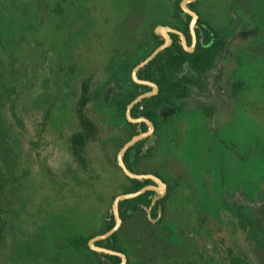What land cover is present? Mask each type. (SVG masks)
Returning a JSON list of instances; mask_svg holds the SVG:
<instances>
[{
    "label": "flooded vegetation",
    "instance_id": "obj_1",
    "mask_svg": "<svg viewBox=\"0 0 264 264\" xmlns=\"http://www.w3.org/2000/svg\"><path fill=\"white\" fill-rule=\"evenodd\" d=\"M58 1L53 13L62 17L66 0ZM131 1L117 22L106 19L101 52L87 57L88 68L101 69L99 88L91 90L94 73L83 79L92 96L88 106L99 108L118 143L116 194L104 200L102 220L95 219L98 233L68 238L67 247L27 264H71L76 255L82 264H263L264 176L252 181V153L241 156L233 142L238 111L264 127V105L243 100L250 89L236 77L246 60L263 56L264 11L253 12L255 0ZM115 24L118 33L109 29ZM157 51L135 73L136 82L135 69ZM134 138L123 162L139 179L117 164ZM240 162L249 171L237 170ZM88 166L89 159L78 168L84 174ZM143 190L118 204L120 226L98 240L116 227L115 199ZM0 218L1 246V212Z\"/></svg>",
    "mask_w": 264,
    "mask_h": 264
},
{
    "label": "rangeland",
    "instance_id": "obj_2",
    "mask_svg": "<svg viewBox=\"0 0 264 264\" xmlns=\"http://www.w3.org/2000/svg\"><path fill=\"white\" fill-rule=\"evenodd\" d=\"M255 1L253 12L262 13V0ZM58 3L0 0V167L6 179L0 201V264L45 259L67 247L68 238L98 233L92 226L95 219L102 220L97 215L104 200L116 194L112 181L121 176L112 170L118 143L96 105H89L87 113L101 132L87 149L84 174L71 155L69 139L78 130L74 108L83 79L94 73L92 91L101 80L99 65L91 70L87 57L101 52L106 19L117 22L134 1L66 0L62 17L53 13ZM2 8H7L6 18ZM109 29L119 31L116 24ZM236 77L250 89L241 98L264 105V52L262 58L246 60ZM237 114L233 143L241 156L251 151L254 182L264 176V127L243 111ZM238 169L249 171V165L240 162ZM237 245L243 249L247 242L241 237ZM81 261L78 255L68 260Z\"/></svg>",
    "mask_w": 264,
    "mask_h": 264
},
{
    "label": "trees",
    "instance_id": "obj_3",
    "mask_svg": "<svg viewBox=\"0 0 264 264\" xmlns=\"http://www.w3.org/2000/svg\"><path fill=\"white\" fill-rule=\"evenodd\" d=\"M89 90V81H82L80 96L74 108V114L78 124V130L75 131L69 139L71 155L82 168H86L88 165L86 146L88 142L94 140L97 137L99 132L97 124L87 114V106L92 101V96ZM124 107L125 105L122 107V110H124ZM130 152L131 151L126 153L124 157V162L127 160V157ZM129 182L131 184L136 183L134 181ZM5 183L6 179H4L3 171L0 167V194L2 193ZM122 205H128V202H124L122 203ZM109 227H111V224L109 225Z\"/></svg>",
    "mask_w": 264,
    "mask_h": 264
},
{
    "label": "water",
    "instance_id": "obj_4",
    "mask_svg": "<svg viewBox=\"0 0 264 264\" xmlns=\"http://www.w3.org/2000/svg\"><path fill=\"white\" fill-rule=\"evenodd\" d=\"M194 17V15H193ZM160 51V50H159ZM157 51L151 58H149L145 63H143L141 66H139L138 68L135 69V71L133 72V77H134V80L136 82L137 79L135 77V73L138 71L139 68L143 67L144 65H146L149 61H151L154 56L159 52ZM140 99L136 100L139 101ZM135 102V103H136ZM133 103V105L135 104ZM133 105H130L129 108H128V111H127V116L129 117L130 116V110L132 108ZM138 138H134L131 142L127 143L123 149L119 152L118 156H117V164L119 165V167L123 170V172L125 173L126 176H128L129 178L131 179H139L138 176L132 174L125 166L124 162H123V156L124 154L127 152V150L132 147L136 142H137ZM144 192L143 191H140L139 193H136V194H130V195H123V196H120L118 198L115 199L114 201V204H113V207H114V214H115V218H116V227L111 230L109 233H107L106 235H104L103 237H100L98 238V240L100 239H105V238H108L109 236H111L117 229L118 227L120 226V219H119V216H118V204L121 202V201H125V200H130V199H134L136 198L137 196L141 195L142 193ZM96 251H100V252H104V253H109V254H113V255H116L112 252H108V251H105V250H97L96 248H94Z\"/></svg>",
    "mask_w": 264,
    "mask_h": 264
}]
</instances>
